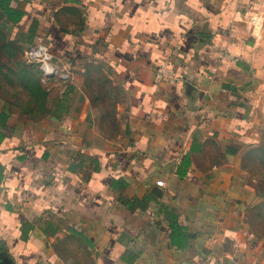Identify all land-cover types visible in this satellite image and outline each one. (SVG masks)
Listing matches in <instances>:
<instances>
[{
  "label": "crops",
  "instance_id": "0c3cea01",
  "mask_svg": "<svg viewBox=\"0 0 264 264\" xmlns=\"http://www.w3.org/2000/svg\"><path fill=\"white\" fill-rule=\"evenodd\" d=\"M10 7L21 16L0 11V74L41 42L66 75L40 74L45 113L34 119L17 109L20 94H0L10 264H264L241 166L264 145V0ZM165 62L175 79L159 82ZM97 70L117 87L115 116L89 95Z\"/></svg>",
  "mask_w": 264,
  "mask_h": 264
},
{
  "label": "rangeland",
  "instance_id": "374dc122",
  "mask_svg": "<svg viewBox=\"0 0 264 264\" xmlns=\"http://www.w3.org/2000/svg\"><path fill=\"white\" fill-rule=\"evenodd\" d=\"M1 48V46H0ZM4 49H0V56ZM15 51H17L15 49ZM16 53V52H15ZM2 59L0 58V63ZM13 62V63H12ZM5 70L8 72L0 74V94L4 97L20 94V98L24 97V101L20 100L17 102V109L20 112L22 108V103H24L27 98L28 91H23V84L25 82H35L38 75L37 69L26 65L24 58H14L12 61L5 59ZM23 66L27 67V74L23 70ZM91 66L87 65L86 67ZM87 85L88 92L92 98L93 105L95 108L103 112L104 109L112 110V115H116L117 103L120 101V97L117 92V87L107 78V76L102 73L101 70H97L96 73L92 75V78L88 81ZM113 97L111 100L112 105L106 104L104 97ZM37 113V111H35ZM23 115H28L27 112L22 113ZM113 127H116V120ZM241 166L244 171L249 176V185L256 192L258 197V203L253 209L252 217V227L255 235L264 241V145L251 149L250 151L244 152L242 154Z\"/></svg>",
  "mask_w": 264,
  "mask_h": 264
},
{
  "label": "built area",
  "instance_id": "2783aa9c",
  "mask_svg": "<svg viewBox=\"0 0 264 264\" xmlns=\"http://www.w3.org/2000/svg\"><path fill=\"white\" fill-rule=\"evenodd\" d=\"M250 22L252 25H255V17H253ZM260 28L264 30V21H262ZM24 60L26 64L37 67L38 70L41 72L44 80L56 76H66L64 74H60L57 65H55L53 61L52 52L46 45L41 42L28 47L24 51ZM155 78L159 82L170 81L175 79V74L169 67L168 63L165 62L156 68Z\"/></svg>",
  "mask_w": 264,
  "mask_h": 264
},
{
  "label": "trees",
  "instance_id": "16d2710c",
  "mask_svg": "<svg viewBox=\"0 0 264 264\" xmlns=\"http://www.w3.org/2000/svg\"><path fill=\"white\" fill-rule=\"evenodd\" d=\"M10 1L11 0H0V11L7 17V19L12 23V24H17L18 20L20 19V14L13 8L10 7ZM0 37L3 38V34L0 32ZM27 66L30 67H35L33 65H28ZM23 70L25 71V73L27 74V67L23 66ZM37 69V79L35 82H25V84H23V91H28L27 94V98L24 103H22V108H20V112L25 113L27 112L28 115H30L29 117H31L32 119L40 117L41 115H43L45 113V107H44V103H45V99L47 96V90L46 87L41 83L40 81V71L38 70L37 67H35ZM24 101V100H23ZM35 111H37V113H35ZM34 115V118L33 116Z\"/></svg>",
  "mask_w": 264,
  "mask_h": 264
},
{
  "label": "water",
  "instance_id": "95a60500",
  "mask_svg": "<svg viewBox=\"0 0 264 264\" xmlns=\"http://www.w3.org/2000/svg\"><path fill=\"white\" fill-rule=\"evenodd\" d=\"M11 260L5 252L0 251V264H10Z\"/></svg>",
  "mask_w": 264,
  "mask_h": 264
}]
</instances>
